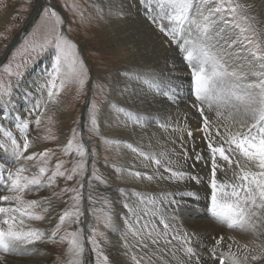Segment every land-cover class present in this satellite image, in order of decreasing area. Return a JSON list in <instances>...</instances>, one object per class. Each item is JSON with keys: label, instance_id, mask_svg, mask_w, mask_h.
<instances>
[{"label": "snow or ice", "instance_id": "6c2138e0", "mask_svg": "<svg viewBox=\"0 0 264 264\" xmlns=\"http://www.w3.org/2000/svg\"><path fill=\"white\" fill-rule=\"evenodd\" d=\"M136 3L138 8L143 9L144 18L165 37L161 40V47L174 48L176 56L187 66L190 76L188 94L193 97L190 107L199 114L197 119L201 123L196 131L203 133L201 139L208 153L205 157L203 152H197L192 157V167L201 162L208 166L210 162V179L206 193V207L210 216L229 229L264 234V29L258 28V22L248 16L244 4L234 3L233 0H212L211 3L209 0H136ZM41 8L45 17H57L53 6L41 5ZM249 20L252 22L249 23ZM61 23L57 18L56 25ZM52 47L55 50V62L51 71L45 75L42 92L46 88V101L56 103L59 90L64 86V81L60 79L62 64L68 63L70 75L81 88L85 83L86 73L82 71L83 62L76 59L75 53L69 54L68 39L57 33ZM77 64H80L81 70L77 69ZM171 68L175 69V63ZM172 80L173 77L165 70L155 68L121 70L117 73L116 80L106 82L109 83V93H117L107 107L111 111V106H114L117 111L127 116L128 121L138 124L140 117L134 116V113L140 111L148 96L152 97L153 102L166 103L169 107L179 106L183 100L181 85L173 84ZM145 84L155 91L145 89ZM47 102L33 105L32 111L36 113L37 125L40 123V116L44 114L41 109H47ZM8 105L9 101H4L0 108V118L6 114L11 115L12 110ZM101 112V107L93 101L88 108L87 121L89 127L97 133ZM208 113H214L215 118ZM144 114L149 117V126L156 122L153 119L155 114L160 121V127L165 130L172 127L167 123L170 114L160 109H152ZM17 119V127H28L23 122V117ZM3 124L4 120L0 119V129ZM127 126L125 122L124 127ZM129 130L135 135V127ZM185 130L189 140L194 143L193 130ZM3 135L11 141V145L0 144V165H6L0 167V191L7 190L13 195L0 196V202H8V206L0 205V252H15L18 246L33 245L36 242H56L57 234L66 221L69 228L72 224L81 223L84 214L80 203L83 199L82 180L77 181L80 188L73 189L75 195L70 198L71 204L59 214V222L50 235H46L41 229L26 227V221L45 219L44 215L37 213V209L49 213L53 198L26 201L23 195L26 192H39L50 188L58 177L72 181L74 175L83 174L87 170L89 161L91 168L96 169L95 150H89L83 139L77 140L72 174L65 176L60 170L62 164L57 163L51 175H48L49 169L43 166V158L48 155L47 150L25 155L33 147L27 135L23 136L22 144L7 129H3ZM78 135V130L73 129V139L67 143L66 154L73 149V140ZM187 143L188 140H180V146L184 149L177 154L180 161L188 159L187 149L184 148ZM128 147L138 158L149 162V167L153 164L156 166V171L151 174L132 171L131 178L150 182L155 180L157 186L160 181H164L165 187L155 197L135 190H119L124 198L123 222L127 227V232L122 237L125 255H129V249L136 253L130 256L132 264H172L174 260L177 264H200V257L192 246V234L180 232L173 227L182 206L181 201L186 197L195 200L198 196L197 192H186L184 189L188 187L189 181L199 185L200 175L186 173L183 163L173 166L170 158L162 162L159 157L164 156L163 152L150 155L131 143ZM37 158L40 159L41 166L37 172L29 175H25L29 172L27 167L16 163ZM218 172H223L224 176L218 178ZM91 177L99 181L100 185L106 184L111 178L99 173L98 169L91 172ZM120 179L126 180L128 177L121 176ZM91 182L90 179L89 183ZM63 191L67 192V189ZM133 197L136 199L133 200ZM91 200L89 196V201ZM148 206H151V211L146 210ZM160 208H163L162 212ZM169 208L172 209L171 219H166ZM105 227H113L111 215L108 216ZM64 230L66 235L61 237V241L68 240L72 264H82L81 258L85 252L83 229ZM117 230L121 229L118 227ZM129 233L134 238V243L129 241ZM96 235L93 229L92 235L88 237V242L92 245L90 250L96 256V264H109V256L104 254ZM169 235L171 239H168ZM222 240L224 237L215 239L213 248L209 249L213 258L217 256L215 246L220 245ZM181 251L183 256L177 260ZM245 251L247 252V246ZM229 259L231 264H240L234 255ZM249 259L255 262L264 259V256L253 253L249 257L246 254L245 264ZM0 264L8 262L0 257ZM219 264H225L223 253L220 254Z\"/></svg>", "mask_w": 264, "mask_h": 264}, {"label": "bare ground", "instance_id": "6f19581e", "mask_svg": "<svg viewBox=\"0 0 264 264\" xmlns=\"http://www.w3.org/2000/svg\"><path fill=\"white\" fill-rule=\"evenodd\" d=\"M80 4L83 0H77ZM89 7L93 10V15L98 14L99 24L102 31L105 32L107 36H110L109 44L114 47L112 50L117 51L120 55L116 60L119 61L122 66L115 68L113 71V76L108 80L110 83L113 80L117 79V73L124 69H148L155 68L158 70H165L167 74H170L173 77V84L181 85V95L183 97L182 102L178 107L173 105L169 107L166 103L153 102L152 97L148 96L147 100L140 107V111L134 113V116H139V123L136 124L133 121H128L126 115L123 112H116L115 109L111 106V111L107 107L110 100H114L117 93L113 91L107 95V103L101 105V117L98 120L99 132H95L96 136H104L108 143L114 147H119L122 150V155L120 161L114 167H109L107 171V176H110L109 179L112 183L111 190L109 192L112 201V209L110 210V215L112 216L113 227L109 228V236L106 238L108 253L112 264H132L130 259L131 255L136 253L129 249V255H125V249L123 247L122 237L125 232H127V227L124 225V213L125 210L122 207L124 198L120 195L119 190L124 189L125 192H132L133 190L141 192L145 195L158 196L161 193V190L165 187V182L160 181L159 186H157V181H148V180H134L130 176L132 171H140L143 173L151 174L156 171V166L153 164L151 167L148 166L147 161H143L141 158H138L135 153L131 151L128 147V144L131 143L133 146L139 147L142 151L150 155H158L163 152L164 156L159 157L162 162L171 159V164L173 166L177 163L184 164V171L189 175L199 174L201 178V183L197 185L194 181H189L188 187L184 190L195 191L198 193V196L195 200L186 197L185 200L181 201L182 206L179 209L178 216L173 225L175 229L180 232H187L192 234L193 244L196 253L200 257V264H219L220 254H224L225 264H231L230 256L234 255L235 258L240 262V264H245L244 256L247 254L250 255L255 253L264 256V234L262 233H245L239 229L232 230L227 228L225 225H221L219 222L215 221L207 210L206 204V193L208 192V182L210 179V162L206 166L203 162L197 163L193 168L192 165L194 160L192 157L197 152H203L205 157L208 156L207 151H205V143L201 139L203 133L201 131H196L200 126V121L197 119L198 113L194 108L190 107V101L193 97L189 96L188 81L190 79L189 72L186 64L182 63L180 59L176 56L175 49H166L161 47V40L165 39L162 34H160L155 27L144 18L145 13L142 8H138L136 0H88ZM212 0H209L211 3ZM219 2V0H217ZM53 6L55 10L59 12L62 11L63 15L67 13L66 8L64 11L57 7L56 3L53 1ZM236 3H242L245 5L246 12L248 16L254 18L258 24V28L264 29V0H237ZM41 4L37 5V8ZM13 7H10L5 15L0 20V30L5 28L6 25L12 18L14 13ZM59 8V9H58ZM61 10V11H60ZM36 13L32 15V18L28 21V25L24 28L22 33L16 38L14 45L27 29L31 26L32 20L34 19ZM14 17V16H13ZM66 17L69 18L67 15ZM70 22L72 18L70 16ZM79 27L82 24L78 25ZM71 26V30H72ZM70 30V31H71ZM135 37L136 33H139V37L143 40H149L152 46L155 48L156 53L152 56L148 55L147 51L139 45V42L133 40L132 37ZM136 41V43L134 42ZM78 43V42H77ZM119 45V46H118ZM80 47V44L78 43ZM81 48V47H80ZM158 53V54H157ZM85 62H87L85 58ZM46 63L45 61L43 62ZM175 63V69L172 70L171 65ZM88 65V63H87ZM46 65L40 66L37 69L31 70L28 73V77L25 78L22 82H19L18 89L15 90L13 99L18 100L19 95H23L21 101L17 104L9 103L11 111V117L15 120L16 124L20 114L31 112L33 113V105L47 102L46 101V88L42 92V87L44 86V79L47 73ZM97 79H100V73L96 70ZM97 81V80H96ZM100 83L99 81H97ZM108 83V84H109ZM97 84V83H96ZM95 84V85H96ZM144 88L154 92V88H149V85L145 84ZM22 93V94H21ZM91 94V93H90ZM60 104L47 102V109H41L44 115H46L51 109L59 107ZM152 109H160L162 112L170 114L168 116L167 123L172 125L167 130L159 126V119L153 114V119L155 123L149 126V117L144 113L146 111H151ZM87 113L84 112V115L87 119ZM185 114H187V120L185 121ZM208 115L215 118L214 113H208ZM43 116V115H42ZM86 121V120H85ZM125 122H127V128L124 127ZM87 125L88 121H86ZM17 127V126H16ZM135 127V135L129 130ZM19 128L18 138L22 140L24 135H28L27 129ZM193 130V137L195 142L193 143L189 140L187 136V131L185 129ZM88 129V127H87ZM223 130V129H222ZM88 133L93 136L92 131L88 129ZM29 136V135H28ZM15 137V136H14ZM69 134L68 130L62 132V145H66L68 142ZM97 138V137H96ZM45 139V138H44ZM100 139V138H97ZM188 140L189 143L184 145V148L187 149L188 159L186 161H180L177 154L182 153L184 149L180 146V140ZM176 142L173 143L172 141ZM44 140L41 139L35 140V147L37 149H42L44 147ZM99 148V144H97ZM223 163V162H221ZM107 167V166H106ZM104 168V166L102 167ZM106 169V168H105ZM159 175V173H157ZM164 175H169V173H164ZM230 176L231 173H228ZM121 176H127L128 179L121 180ZM223 172H218V178L223 177ZM100 189V188H99ZM102 193V192H101ZM9 195L8 191L0 192V196ZM10 196V195H9ZM45 197H41L40 200H44ZM136 197H133L135 200ZM179 199V197H177ZM2 206H8V202H0ZM100 204H97L96 201L92 199L90 203H87L88 208L98 209ZM14 206V205H13ZM53 204L50 206L49 215H57L56 212L52 209ZM159 208V204H157ZM147 211H151V206L146 208ZM160 211H163V208H160ZM172 209H168L169 216L166 219H171ZM98 212V210H97ZM87 219V218H86ZM86 219L84 221L86 222ZM98 221V215H97ZM33 225H28L26 222V227L41 229L45 231L46 235L48 233V224H40L38 227H33ZM121 230H117V228ZM85 233H88V226H85ZM224 237V240L221 241L220 245L215 246V251L217 256L213 258L209 252L210 248H213L215 244V239ZM129 241L134 243V238L131 234H128ZM168 239H171L169 235ZM47 242H43L42 245H46ZM175 244V242H173ZM88 244H90L88 242ZM231 244V248H229ZM26 249L16 250L15 252L10 253H0V257H3L8 264H36L34 259H22L16 257L13 253H33L34 255H39L40 246L38 242L33 245H25ZM245 246H247V252L245 251ZM22 255V254H21ZM24 255V254H23ZM182 251L178 253L177 260L182 258ZM27 257V256H26ZM88 258V259H87ZM86 264H90V258L87 256ZM40 263V262H39ZM172 264H177V261L174 260ZM195 264V262H194ZM247 264H264V259L260 261H249Z\"/></svg>", "mask_w": 264, "mask_h": 264}, {"label": "rangeland", "instance_id": "374dc122", "mask_svg": "<svg viewBox=\"0 0 264 264\" xmlns=\"http://www.w3.org/2000/svg\"><path fill=\"white\" fill-rule=\"evenodd\" d=\"M40 1L41 4L37 8L39 0H0V20L10 7H13L12 9L14 10L9 23L5 28L0 30V108L3 107L4 101H9L11 104H17L21 101L23 95H19L17 101L14 100L13 97L15 90L18 89L17 86L19 82H22L28 77L29 71L37 69L42 65H46L48 72L51 71L52 65L55 62V50L52 47V42L57 38V33H59V35L64 36L65 39L70 41V47L68 48L69 54L75 53L76 59L83 62L82 71L86 73L84 76L85 83L83 88H81L79 83L70 75L71 69L68 63H64L62 64L60 78L64 81V86L59 90V95L56 97L60 106L51 109L46 115H44V113L43 116H40L39 125L36 124L37 116L35 112L20 114L19 117H23V122L28 124L26 129L29 136H27L33 144V147H31L25 155H30L34 152L40 153L47 150L48 155L43 158V166L49 169L48 175H51V171L55 169L57 163H61L62 167L60 170L67 176L72 174L71 170L75 163L74 149L76 147V141L83 139L87 148L90 146V150H95L97 165L96 169H92L90 166L91 161H89V164L86 166L87 170L83 174L74 175L72 181H67L63 177H58L50 188H45L39 192H26L23 195L26 201H39L43 196L45 198H53L52 204L54 207H52V209L57 215H49L37 209V213L44 215L45 219L41 221H26L28 225L34 224L33 227H38L40 224L47 223L48 233L50 234L51 230L55 228L59 222V214L70 206V198L75 195L73 189L80 188V184L77 183V181L82 180L83 199L80 203L84 214L81 217V223L79 225L72 224L69 228L68 222L66 221V224L57 234L56 242H47L46 245H42L43 242H38L40 246L39 255L24 252H16L13 254L22 259H34L36 257L34 259L36 264H72V255L68 251V240L65 239L61 241V237H65L66 235L65 228L69 231L81 228L83 229L85 247V252L81 258L82 264H86L87 256L90 258V264H96V256L95 253L90 250L92 245L88 244V237L92 235V230L95 229L97 234L96 239L100 242L104 254L106 255L108 253L109 249L107 248L106 238L109 236V228L105 227V222L112 209V201H110L111 196L109 194L112 183L108 179L106 184L100 185L99 181L91 177V172L98 169L99 173L107 176L106 173L109 167H114L119 163L122 150L108 143V140L104 136H96L95 131L87 125L84 112L88 110L93 101L100 107L103 103H107L109 84L106 82L113 76L115 68L121 67L122 64L116 60L120 57L117 47L113 53L112 50L114 47L107 41L110 36H107L105 32L102 31L98 14L93 15L94 12L89 7L88 0H83L81 4L77 0ZM53 1L56 3L57 7L63 11L64 8H66L67 13L64 11L65 15H63L61 10V12H59L56 9L57 17H52L50 19L45 17L41 5L51 6ZM236 1L237 0H233L234 3H236ZM35 13L36 15L32 20V27L25 31L26 34L24 37H20L17 39L16 43L12 45ZM67 15L69 18L66 17ZM70 16L72 22L69 20ZM57 18L62 21L58 26L56 25ZM248 22L251 23L252 20ZM79 24H82V26L79 27ZM71 26L73 28L72 30ZM53 28H56V31H53ZM136 36L137 38L134 33L132 39L139 42V45L144 51L148 52V55L152 56L156 53L155 48L149 40H143L141 36L139 37V33H136ZM136 41L134 42L136 43ZM77 42L80 44L81 48L78 46ZM85 58L87 62H85ZM44 61L46 62L45 64L43 63ZM77 69L81 70L80 64H77ZM96 70L100 73V79H97ZM8 107L10 108L9 105ZM112 107L118 112L114 106ZM0 119L4 120L2 129H0V144L11 145V141L3 135V129L11 131L13 137L15 136L14 138L22 144V141L18 138L19 128L16 127V122L11 115L6 114L5 117ZM87 127L90 132L92 131V134L94 132L93 136L88 133ZM73 129H77L79 135L73 140V149L68 150L66 154L65 149L68 142L66 145H62V132L68 130L69 141L73 139ZM37 139L44 140V147L42 149H37L35 147V140ZM97 144H99V148ZM16 163L22 164L29 169V172H26L25 175L37 172L38 167L41 166L39 158L33 161L21 160ZM103 166L104 168H102ZM0 167H6V165H0ZM12 170L15 169L13 168ZM90 179L92 181L91 183H89ZM64 189H67V192H64ZM8 194L10 196L13 195V193L9 191ZM53 194L59 195L54 196ZM89 196H91L97 204H100L97 209L98 212L94 208H88L87 203H90ZM63 201H68V203L66 204ZM84 219H86V222ZM85 226H88L87 234L85 233ZM101 233L103 234L102 236L100 235ZM21 249H26V246H18L16 250ZM109 264H112L110 258Z\"/></svg>", "mask_w": 264, "mask_h": 264}, {"label": "water", "instance_id": "95a60500", "mask_svg": "<svg viewBox=\"0 0 264 264\" xmlns=\"http://www.w3.org/2000/svg\"><path fill=\"white\" fill-rule=\"evenodd\" d=\"M32 25H33V24H31V26H30V27H32ZM30 27H29V28H30ZM29 28H28V30H29ZM25 34H26V32H25V33H24V34H23L21 37H24V35H25Z\"/></svg>", "mask_w": 264, "mask_h": 264}]
</instances>
